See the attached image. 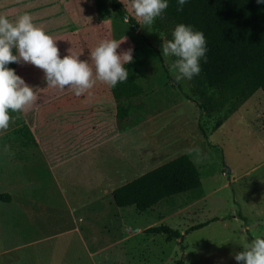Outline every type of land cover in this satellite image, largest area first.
<instances>
[{"label": "rangeland", "instance_id": "obj_1", "mask_svg": "<svg viewBox=\"0 0 264 264\" xmlns=\"http://www.w3.org/2000/svg\"><path fill=\"white\" fill-rule=\"evenodd\" d=\"M110 1L0 0V15L15 22L19 15L31 14L33 23L56 40L61 56L69 50L91 64L89 52L100 41L125 37L117 51L133 49L130 63L136 65V82L145 92L129 102H116L109 85L96 80L75 95L67 86L62 90L46 87L38 66L16 63V73L38 95L25 109L9 110V127L0 129V193L11 194L13 205L28 204L30 197L23 193H31L32 221L47 238L48 256L54 252L66 264H238L232 253L264 237V95L257 90L232 113L225 109L200 113L189 80L170 67L176 58L160 52L166 40L156 26L157 18L144 26L133 14L130 0H116L126 16L134 18L136 24L129 25L111 11ZM50 93L67 95L68 101L59 105L67 104L70 110L83 104L79 98L87 93L100 95L102 125L92 127L94 138L98 140L100 132L103 136L97 147L87 143L84 118L82 125L74 124L69 130L57 124L53 113H49L52 121L44 119L41 124L49 110L45 104L56 103L39 98ZM118 104H139L142 109H133L119 125L114 116ZM39 145H44L42 150ZM181 154L196 165L201 186L165 198L147 211L118 208L111 196L105 204L89 199L80 202L89 210L80 205L78 210H69L61 202L59 190L80 204L76 198L84 199L83 191H89L96 165L121 172L123 182ZM46 158L56 161L53 170ZM40 198L47 199V205L36 203ZM237 212L245 217L244 222L236 217ZM213 218L218 220L184 234L189 227ZM74 225L85 239L91 237V250H99L91 263L74 234L62 233ZM158 225L177 230L181 237L167 240L163 234L134 233ZM127 227L132 236L126 234ZM122 235L128 236L123 242Z\"/></svg>", "mask_w": 264, "mask_h": 264}, {"label": "trees", "instance_id": "obj_2", "mask_svg": "<svg viewBox=\"0 0 264 264\" xmlns=\"http://www.w3.org/2000/svg\"><path fill=\"white\" fill-rule=\"evenodd\" d=\"M109 6L116 15L126 16L118 1L111 0ZM127 23L136 24L131 16H127ZM179 23L202 31L206 40L207 59L200 61L199 74L188 79L200 113L210 115L223 109L232 113L257 90L264 95V4L258 5L255 0H187L183 9L177 11L176 0H169L168 7L156 20L166 42ZM8 67L16 72L15 62H10ZM126 68L127 80L118 82L115 87L109 86L116 102H129L145 94L136 82V65L128 63ZM135 108L140 110L142 106L118 104L114 114L117 123L120 125ZM200 186L196 165L186 154H181L125 182L115 188L111 196L119 208L133 207L144 212L165 198ZM9 199L7 194H0L1 201ZM236 217L243 222L246 220L240 212ZM215 220L218 219L191 226L184 234ZM144 233L163 234L167 240L181 237L177 230L166 225L146 228Z\"/></svg>", "mask_w": 264, "mask_h": 264}, {"label": "clouds", "instance_id": "obj_3", "mask_svg": "<svg viewBox=\"0 0 264 264\" xmlns=\"http://www.w3.org/2000/svg\"><path fill=\"white\" fill-rule=\"evenodd\" d=\"M187 0H176L177 11L183 9ZM264 4V0H255ZM131 9L144 26H151L169 0H130ZM172 38L160 45L165 56L175 57L171 68L184 78L191 79L200 72V61L206 60V40L202 31L190 24L179 23L172 31ZM106 39L100 41L89 52V60L79 59L80 53L61 56L56 40L44 29L33 23L29 13L19 15L15 22L0 15V129L9 127L10 113L23 110L37 98L34 86L25 82L10 62L31 63L43 70L46 87L70 88L80 95L92 87L96 80L115 87L128 78L126 65L133 60L131 47L117 51L122 41ZM238 264H264V237H256L232 253Z\"/></svg>", "mask_w": 264, "mask_h": 264}, {"label": "crops", "instance_id": "obj_4", "mask_svg": "<svg viewBox=\"0 0 264 264\" xmlns=\"http://www.w3.org/2000/svg\"><path fill=\"white\" fill-rule=\"evenodd\" d=\"M100 99L101 98L99 94L91 95L90 93H87V95L79 98V101H82L84 103L81 105H77L75 106V108L73 107V109L70 110L67 104L59 105V103L61 102L68 101L67 95L63 93L46 94L44 98H39V100H44L45 102H55L56 104H45L48 106L49 110L48 113L42 117L41 124H44V119L52 121L50 119L51 116L49 113H53L57 115V124L59 123L62 126L66 125L69 130L74 124L82 125V118H84L85 120L83 124H87V128L83 131L88 132L87 143L89 144V147L95 148L97 147V142L103 140L101 132L97 134V137L99 138L98 140L94 138L95 132H92V127H95V125L98 124L100 126L102 125L101 118L102 114L104 113V109L102 108V104L97 103L100 102ZM71 118L73 119V121ZM68 130H66V132H68ZM48 143L49 142L47 141L46 145ZM42 146L44 147V145H39V148H41V150L43 149ZM46 148H49V146H46ZM41 153H43V151ZM45 161L50 170H53V168H55L56 161L53 163L52 160L48 161L47 158L45 159ZM93 168V174L90 173L91 183L88 184L89 191H85V189L83 191L84 199L81 197H77L76 200L79 201L77 203H82L83 200L87 201L89 199V202H92L94 200V202L96 201L105 204V201L108 200L107 197L111 196V193L115 188L137 177L135 176L130 180L122 182L121 180L124 174L119 171L108 170L107 168L102 169L101 167H97V165ZM106 183H109L108 186L105 185ZM111 183H114V185H111ZM59 193L62 197L61 202L67 209L72 210L74 207L78 210L79 208L77 206L80 205V209L89 210V206H82L83 203L74 204L69 201L65 194H63L60 190ZM89 193L90 195L87 197V194ZM77 194L79 195L80 193ZM23 195H25L26 197H30L28 204H11L13 202L11 194H8L10 198L8 202L0 201V264H66L60 258H57L54 252L50 255V257L48 256V252L45 247L47 238L38 231L37 227L32 221L31 213L34 203L32 202L31 198L33 197L31 193H27L26 191H24ZM36 200V203H39L41 206H43V204L41 203L46 204L47 199L40 198ZM77 220H81L80 222H82L80 216L77 218ZM126 230V234L132 236V230L129 227H127ZM141 230L142 232L144 231V229H136L134 233H139ZM33 231L35 232V235H33ZM65 232H72L74 234L76 241L81 245L82 250L87 257L88 262L91 263V257L94 258L97 255V252H99L97 248L91 250V237H89V239H85L83 237L81 229L77 227V225H74L73 227L63 231L62 233ZM122 236L123 237H121V242L125 241L123 239H126L128 237L126 235Z\"/></svg>", "mask_w": 264, "mask_h": 264}, {"label": "water", "instance_id": "obj_5", "mask_svg": "<svg viewBox=\"0 0 264 264\" xmlns=\"http://www.w3.org/2000/svg\"><path fill=\"white\" fill-rule=\"evenodd\" d=\"M124 19H127V16H124Z\"/></svg>", "mask_w": 264, "mask_h": 264}]
</instances>
